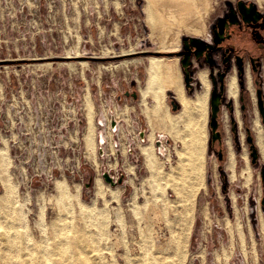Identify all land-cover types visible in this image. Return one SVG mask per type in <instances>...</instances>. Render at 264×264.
Returning a JSON list of instances; mask_svg holds the SVG:
<instances>
[{"label": "rangeland", "instance_id": "1", "mask_svg": "<svg viewBox=\"0 0 264 264\" xmlns=\"http://www.w3.org/2000/svg\"><path fill=\"white\" fill-rule=\"evenodd\" d=\"M237 1L207 0L202 19L206 32L199 37H209L214 18L226 4ZM243 1L264 10V0ZM145 2L0 0V147L6 140L9 155L5 164L14 185L11 200L25 215L19 229L24 231L27 226L40 239L44 228L46 236H52L54 223L61 224L65 236L85 238L84 252L90 264H127V256L141 253L143 235L169 240L177 223L171 209L174 191L170 187L152 189L140 150L150 131L142 91L148 58L178 56L181 61L179 51L184 41L198 37L189 30L198 29L199 21L195 15L187 25L178 24L174 1L167 15L180 47L160 51L146 23ZM185 89L189 96L197 92L191 93L186 84ZM87 98L94 104L98 164L88 156L85 143ZM172 100L178 103L169 91L167 101L177 112L181 105L174 110ZM248 104L245 115H219L221 141L215 142L208 104L206 186L197 196L192 225H185L191 233L182 264H264V154L258 151L257 162H252L246 128L255 137L252 118L258 108L256 99ZM113 119L121 124L117 132L111 127ZM100 136L105 137L104 143ZM227 140L235 151L234 168L228 165ZM155 146L162 170L170 171L181 144L157 134ZM169 152L173 156L170 165L165 164ZM104 173L117 184L106 182ZM60 178L73 195L94 208L91 215L71 206L73 201L57 189ZM97 178L104 183L101 193H97ZM116 190L118 198L113 194ZM57 262L63 263L62 259Z\"/></svg>", "mask_w": 264, "mask_h": 264}, {"label": "bare ground", "instance_id": "2", "mask_svg": "<svg viewBox=\"0 0 264 264\" xmlns=\"http://www.w3.org/2000/svg\"><path fill=\"white\" fill-rule=\"evenodd\" d=\"M145 1L143 12L146 23L152 28L150 36L154 41L158 40L160 51H168V49L175 51L180 47V38L173 31L172 20L167 15V11L173 7L174 1L178 4L175 7L177 23L182 26L187 25L190 18L196 15L199 28L189 31L197 36L205 33L206 28L202 19L207 9V0ZM146 71L147 76L142 91L143 112L150 125V131L147 134L148 141L140 143V150L149 170V181L152 189L164 191L165 188L170 187L174 191L175 199L172 201L174 208L171 209L176 214L175 221L177 223L175 228L171 229L172 236L169 240L161 238L162 241L160 235L156 234V236L149 235V233L143 235L139 242L141 253L135 256H127L126 263L182 264L191 233L190 227H185V225L189 222L192 225L197 196L200 190L206 186V115L209 82L203 75L204 87L202 91L198 92L195 98L188 97L184 91L179 61L176 56H151L148 58ZM168 91L174 92L181 102L180 111H171L167 102ZM229 91L230 94L236 96L237 84L235 79L230 80ZM149 99H152V103L149 102ZM86 101L88 124L85 143L89 149L87 150L90 151L88 156L98 164L95 156L94 104L89 98ZM252 130L255 135V143L260 153L264 154V128L258 118L254 119ZM157 134L168 135L175 143L181 144V147L177 149V162L168 172L162 170L161 163L163 162H161L160 154L156 151ZM100 138L104 139L105 137L100 136ZM227 143L229 147L228 165L234 168L236 164L235 151L231 141L227 140ZM8 155L7 142L4 140V146L0 147V183L2 185L0 193V264H59L57 259H62V264H90L84 252L85 238L72 240L69 236H65V233L60 232L63 229L61 224L58 226L57 223H54L55 231L52 236H46L47 232L44 228V234L40 239L32 235L27 226L24 231L19 229L18 223L19 221L25 222V215L22 207L17 203H12L11 200L14 185L7 173V164H5ZM56 186L65 194L67 199L73 201L71 203L73 208H77L86 215L93 213V207L86 205L79 197L73 195L65 179H57ZM96 186L97 193H101L104 186L101 178L96 179ZM118 193L119 190L114 191L115 198H118ZM44 212H42L43 216ZM44 221L43 224H45ZM168 224L172 225L170 220ZM147 230L150 229L147 228ZM262 231L264 239V222L262 223Z\"/></svg>", "mask_w": 264, "mask_h": 264}, {"label": "flooded vegetation", "instance_id": "3", "mask_svg": "<svg viewBox=\"0 0 264 264\" xmlns=\"http://www.w3.org/2000/svg\"><path fill=\"white\" fill-rule=\"evenodd\" d=\"M251 3L245 1V4L240 5L238 0L235 3L226 4L221 13L214 18L209 37H190L184 41L179 51L181 61L176 56L182 81L183 76L185 79L188 75L191 80L190 85L186 86L187 89L191 93L197 91L195 96H189L183 81L184 91L188 97L195 98L196 94L202 91L203 75L208 80L207 115L208 104L209 111L212 113L211 100L215 95L214 104L217 108L218 120L219 115L225 112L229 115H245L248 112L250 99H256L257 108L261 114L259 103L261 98L264 110V10L255 3L253 7ZM192 38L198 40L193 41ZM183 60H186L184 66ZM231 79H235L237 84L236 96L229 91ZM172 93L181 105L175 93ZM258 111L254 112L252 125L254 119L258 118L263 126ZM233 123L234 118L231 121V124ZM219 129H222L220 120Z\"/></svg>", "mask_w": 264, "mask_h": 264}, {"label": "water", "instance_id": "4", "mask_svg": "<svg viewBox=\"0 0 264 264\" xmlns=\"http://www.w3.org/2000/svg\"><path fill=\"white\" fill-rule=\"evenodd\" d=\"M242 4H245V1L243 0H240V5ZM251 5L254 7V3H251ZM193 41L195 40H198L197 38H192ZM186 64V60H183V66ZM190 78L189 76L187 75L185 77V84L186 86L188 87L190 85ZM134 97H137V93H134ZM215 95H213L212 97V100H211V104L213 106V110H212V113H211V116H210V129H211V139H212V142H215L216 140H219L221 141V132L218 130V125H219V120H218V114H217V108H216V105L214 104L215 102ZM260 108H261V118H262V122L264 124V110H263V100L260 98ZM171 106H173V109L176 110L178 108V103L175 101V100H172L171 101ZM111 127H112V130L115 131L117 129V121L115 119L112 120L111 122ZM250 128H247V132H248V136H247V141L250 145V149H251V158H252V162L253 163H256L257 162V159H258V149L256 148V144H255V137H253L250 133ZM145 138H146V134H145V131H142L141 132V139L143 141H145ZM101 143H104V139L101 138L100 139ZM162 142L160 140H158L157 142V145L161 147V144ZM100 154L103 155L104 152H103V149L100 148ZM223 157V152L220 150L219 151V158L222 159ZM104 178H105V181L110 183L111 185L115 186L117 184V181H115L114 177H112L111 175H109L108 173H104ZM123 182V178H120L118 180V183L121 184Z\"/></svg>", "mask_w": 264, "mask_h": 264}, {"label": "built area", "instance_id": "5", "mask_svg": "<svg viewBox=\"0 0 264 264\" xmlns=\"http://www.w3.org/2000/svg\"><path fill=\"white\" fill-rule=\"evenodd\" d=\"M117 130H118V127H117V129L115 130V131H113V132H117ZM162 154V153H161ZM164 155V154H163ZM165 161H166V163L165 164H168V165H170V164H172V161H173V156H172V154L169 152V154L167 155V157H165Z\"/></svg>", "mask_w": 264, "mask_h": 264}, {"label": "crops", "instance_id": "6", "mask_svg": "<svg viewBox=\"0 0 264 264\" xmlns=\"http://www.w3.org/2000/svg\"><path fill=\"white\" fill-rule=\"evenodd\" d=\"M181 71H182V69H181ZM120 125H121V124L118 122V123H117L118 130H119Z\"/></svg>", "mask_w": 264, "mask_h": 264}]
</instances>
